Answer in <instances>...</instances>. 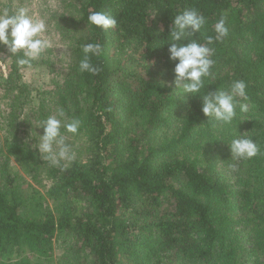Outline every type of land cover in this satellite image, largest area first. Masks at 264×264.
<instances>
[{
	"label": "trees",
	"instance_id": "1",
	"mask_svg": "<svg viewBox=\"0 0 264 264\" xmlns=\"http://www.w3.org/2000/svg\"><path fill=\"white\" fill-rule=\"evenodd\" d=\"M60 3L51 15L60 40L75 58L80 43H100L93 62L101 71L80 74L75 61H63L62 80L35 106V89L8 57L0 82L8 105L0 107V264H264V0ZM188 8L205 16L206 35L221 16L229 28L212 45L205 90L247 84L248 111L237 108L222 128L197 99L186 109L169 86L163 44L172 17ZM92 11L113 15L117 26L89 31ZM0 52L8 56L3 45ZM57 106L82 126L75 158L51 166L32 149L31 131L42 134L37 120ZM237 132L260 154L233 161L227 144Z\"/></svg>",
	"mask_w": 264,
	"mask_h": 264
},
{
	"label": "clouds",
	"instance_id": "2",
	"mask_svg": "<svg viewBox=\"0 0 264 264\" xmlns=\"http://www.w3.org/2000/svg\"><path fill=\"white\" fill-rule=\"evenodd\" d=\"M206 23L205 16L196 8L184 9L172 17L165 36L167 42L163 44L167 45V59L172 64L169 86L176 93V98H182L186 109L191 110L189 101L197 99L203 116L211 118L214 126L222 128L233 123L237 108L241 113L248 111V105L241 102L248 99L247 84L243 80H234L227 88L205 90L206 80L212 77L211 69L216 63L213 59L215 48L212 45L222 42L229 35L226 17L221 16L215 22L214 35L205 34ZM85 24L89 31H107L117 26V20L107 12L92 11L87 15ZM162 33L163 29H160L157 34ZM0 45L6 49L7 57H15L18 66L31 68L33 62L43 59L54 47L46 14L30 13L24 6H18L15 10L3 8L0 11ZM56 48L64 50L59 55L61 60L68 63L75 61L77 73L94 76L101 71L93 62L94 58L103 53L100 43H80L78 58L70 55L71 44ZM81 126L82 120L79 117L66 119L65 108L57 106L54 114L37 120L34 128L42 129V134L31 131L38 138L32 141L31 147L38 157L48 161L51 166H60L62 161L71 162L76 153L73 145L68 142V134L78 135ZM247 132H237L238 135L227 144L233 161L249 160L261 152L258 143ZM228 167L235 171L238 165L233 163Z\"/></svg>",
	"mask_w": 264,
	"mask_h": 264
},
{
	"label": "rangeland",
	"instance_id": "3",
	"mask_svg": "<svg viewBox=\"0 0 264 264\" xmlns=\"http://www.w3.org/2000/svg\"><path fill=\"white\" fill-rule=\"evenodd\" d=\"M60 0H0V9L1 11L7 5L10 6V10H15L18 6L27 7L30 13H39L45 15L47 19L51 20V15L55 12H60ZM52 25L49 27L50 35L53 40V49L43 58V62H33L31 68L21 67V79L29 84L31 88L35 89L32 93L33 96V105L40 103L42 99V106H45L47 94L45 90L52 89V84L54 81H61L62 77L65 75L66 68H63V61L60 59V53L63 52V49L56 47H63L65 44L60 40L59 33L53 28V21H49ZM56 48V49H55ZM3 53V52H0ZM9 64L10 60L5 53L0 55V82H5L8 78L9 73ZM54 86V85H53ZM2 92L0 90V107L1 109H6V99H1ZM56 99L55 92L53 94V100ZM44 104V105H43ZM28 110V108H25ZM25 110V111H26ZM23 116H20L22 119ZM0 134H3V131L0 129ZM79 141V138H74L71 134H68V142L73 145V148L76 146V143ZM80 154V153H79ZM22 172V171H21ZM24 177L27 180H30V177L24 174ZM58 251V249H56Z\"/></svg>",
	"mask_w": 264,
	"mask_h": 264
}]
</instances>
